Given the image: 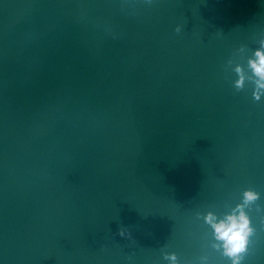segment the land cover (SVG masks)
I'll return each instance as SVG.
<instances>
[{
	"label": "water",
	"instance_id": "95a60500",
	"mask_svg": "<svg viewBox=\"0 0 264 264\" xmlns=\"http://www.w3.org/2000/svg\"><path fill=\"white\" fill-rule=\"evenodd\" d=\"M262 39L264 0H0V264H199L247 189L264 264V99L226 70Z\"/></svg>",
	"mask_w": 264,
	"mask_h": 264
},
{
	"label": "clouds",
	"instance_id": "9594fccd",
	"mask_svg": "<svg viewBox=\"0 0 264 264\" xmlns=\"http://www.w3.org/2000/svg\"><path fill=\"white\" fill-rule=\"evenodd\" d=\"M147 4H152L153 0H145ZM182 27L176 28L177 33ZM257 48L251 55L247 56V65L229 60L226 70L229 68L235 73L237 79L233 81V86L237 92L243 91L251 86L253 89V99L257 102L264 99V39L259 41ZM246 48L241 47L239 54L246 55ZM233 65H235L233 67ZM261 199V194L253 189L243 191L240 202L232 206L225 204L226 211H207L206 214L198 213L208 227L210 237L207 248L210 253L199 257V264H212V255L219 254L225 264H245L253 246L254 237L257 235V228L253 223L251 211L256 205V210L260 211L257 202ZM119 235L130 236L124 229H120ZM163 259L168 264H181L180 258L175 252H163Z\"/></svg>",
	"mask_w": 264,
	"mask_h": 264
}]
</instances>
